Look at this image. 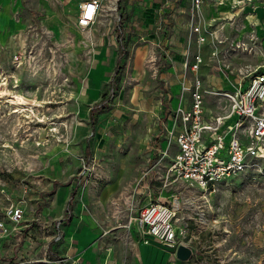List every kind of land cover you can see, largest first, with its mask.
<instances>
[{"label": "rangeland", "instance_id": "374dc122", "mask_svg": "<svg viewBox=\"0 0 264 264\" xmlns=\"http://www.w3.org/2000/svg\"><path fill=\"white\" fill-rule=\"evenodd\" d=\"M169 3L181 10L179 26L157 29V41L143 38L137 29L128 30L111 58L88 53L91 46L78 58H52L48 43L30 37V29L0 40V83L5 79L9 89L37 105L30 118L0 105V220L12 231L4 245L0 242V264H39L40 260L26 244L29 252L18 254L23 247L13 232L16 225L4 217L9 201L24 199L30 208V197L48 200L56 187L76 183L86 164L93 173L83 187H74L75 197L84 187L83 200L88 189L98 193L109 183L121 182L104 208L105 215L117 220L115 225L126 226L139 212L135 185L150 167L154 149L167 139L166 126L171 124L160 108H169L173 88L177 90L178 83L189 86L194 75L205 83L214 75L217 85L223 78L230 82L227 85H234L240 72L258 69L264 74V0ZM104 5L107 11L110 4ZM13 7H7L12 18L30 17L29 10L25 14ZM116 8L120 12V3ZM3 9L0 6V12ZM115 18L124 30L132 13L121 12ZM4 34L1 28L0 35ZM196 55L202 63L194 73L184 64L189 61L190 65ZM207 100V107L214 111L215 100ZM88 105L96 109L82 120L78 110ZM152 189L155 198L169 202L177 194L182 197L178 219L186 232L181 241L194 254L181 262L173 251L150 241L148 264H264V158L254 160L242 175L222 182L209 196L181 193L185 190L181 183L165 188L156 184ZM34 208L32 204L22 219L30 224L24 239L33 237L42 219ZM122 247L126 253L129 245L123 241Z\"/></svg>", "mask_w": 264, "mask_h": 264}, {"label": "crops", "instance_id": "0c3cea01", "mask_svg": "<svg viewBox=\"0 0 264 264\" xmlns=\"http://www.w3.org/2000/svg\"><path fill=\"white\" fill-rule=\"evenodd\" d=\"M82 1L88 0H0V6L4 7L0 12V29L5 28V34L0 35V40L7 41L13 36L22 34L25 29H30V37L35 40L39 37L48 43V52L52 58H78L81 53L86 54L88 46L92 47V51H88V53L93 52L98 58H111L114 46L121 35L127 33L128 30L137 29L143 38L157 41L159 39L157 29L164 25L176 27L181 22L180 8L173 9L169 0H99L101 6L97 11L95 21L88 29L79 30L77 28L78 4ZM106 3L110 4V7L114 3L118 7L120 3V12L119 8H115L118 13L115 14V11L112 13L110 7H106L108 8L106 11L104 9ZM10 5L15 6L13 8L16 11H25V14L27 13L26 9L29 10L30 17L23 15L12 18L7 11V7ZM121 12L127 15L132 13V18L127 22L124 30L120 28L116 22L117 18H115L116 15H121ZM139 23L140 25H137ZM174 37L176 36L173 34L172 38ZM181 64H184V60ZM214 78L218 77L211 76L208 83L202 79L203 85L212 90H233L238 81L237 76L234 85H227L230 82L223 78L222 82L217 85ZM180 89L181 83H178V89L173 88V99L168 104L169 108L166 109L165 106L160 108L163 117L167 116L168 118L167 123L171 124L170 127L167 124V132L174 128L172 113L179 104ZM97 98L98 95L93 96L95 101ZM187 102L188 96L185 98V103ZM89 105L86 110H78L82 120L86 119V115L88 118V113L90 114L93 108ZM82 124L85 126L86 132V125ZM85 132L83 135L73 138L72 142L83 137ZM165 147L166 142L163 141L159 147L154 149L152 162L158 160V152ZM115 182L105 185L98 193L88 189L85 200L81 198L85 187L80 191L78 198L74 197L70 208V218L61 224L62 240L54 245H51L54 233V229L52 230L51 227L54 223L64 219L65 208L75 191V181L71 185L56 187L48 200L41 199L39 195L28 198L30 208L24 203L25 215L31 211L33 204L35 211L40 210L39 214L42 219L39 224L36 223L38 228L31 238H23L24 232L30 226L27 224L28 221L18 225V233L15 235H18L17 242L23 247V250L18 254L23 255L25 251H28L27 247L29 246L30 252L35 253V257L39 259H45V251L48 250L46 255L49 256V262L41 261L40 264H58L55 262L54 256L68 258V264H148L147 246L137 235L135 229L127 225L117 226L115 224L118 222L117 220L115 222V218L105 215V204L121 183L114 184ZM6 238H1V245L7 242ZM123 241L129 245L126 253L122 250ZM152 246L155 247V245ZM126 256L128 257L126 258Z\"/></svg>", "mask_w": 264, "mask_h": 264}, {"label": "built area", "instance_id": "2783aa9c", "mask_svg": "<svg viewBox=\"0 0 264 264\" xmlns=\"http://www.w3.org/2000/svg\"><path fill=\"white\" fill-rule=\"evenodd\" d=\"M100 6L99 0L78 4L79 30L93 24ZM201 63V57L196 55L190 65L185 62L184 68L196 73ZM184 95L188 96L187 103ZM208 97L215 100L214 111L206 105ZM172 114L174 128L167 132L166 147L158 152V160L151 163L135 185L134 195L140 207L137 217L132 218L133 222L129 219L127 226L135 229L145 245L153 241L175 253L186 232L178 219L182 197L177 194L170 202L161 196L155 198L152 188L156 184L165 188L170 183H181L185 187L181 193L209 196L216 193L222 182L242 175L254 160L264 158V74L258 73V69L248 74L240 72L233 90H212L194 75L189 86L181 85L179 104ZM162 170L164 174H160ZM92 173V166L83 164L75 186L83 187ZM24 203V199L9 202L4 208V217L16 225L15 233L25 215ZM70 215L68 203L64 219L53 227L51 245L62 240L61 224ZM11 233L6 222L0 220V237ZM47 252L46 258L37 263L49 262ZM53 258L58 264H68L66 257Z\"/></svg>", "mask_w": 264, "mask_h": 264}, {"label": "bare ground", "instance_id": "6f19581e", "mask_svg": "<svg viewBox=\"0 0 264 264\" xmlns=\"http://www.w3.org/2000/svg\"><path fill=\"white\" fill-rule=\"evenodd\" d=\"M115 8L116 5L114 3L110 7V11L114 12L116 10ZM4 80H2V82L0 83V105H7L12 113L21 114L24 118H30V115L34 116V108L37 107L36 103L26 99L23 95L16 93L14 90L9 89L7 86V82H5ZM16 88V86L13 87V89ZM202 222L205 221L202 220Z\"/></svg>", "mask_w": 264, "mask_h": 264}, {"label": "water", "instance_id": "95a60500", "mask_svg": "<svg viewBox=\"0 0 264 264\" xmlns=\"http://www.w3.org/2000/svg\"><path fill=\"white\" fill-rule=\"evenodd\" d=\"M194 254V249L191 246H185L183 244L178 245L175 250L174 257L178 261L188 262Z\"/></svg>", "mask_w": 264, "mask_h": 264}, {"label": "trees", "instance_id": "16d2710c", "mask_svg": "<svg viewBox=\"0 0 264 264\" xmlns=\"http://www.w3.org/2000/svg\"><path fill=\"white\" fill-rule=\"evenodd\" d=\"M98 109V108H97ZM94 111V110H93ZM93 111H91V112H93ZM74 197H75V195H74V193L72 194V196H71V201L69 202V209L71 208V205H72V203H73V199H74Z\"/></svg>", "mask_w": 264, "mask_h": 264}]
</instances>
